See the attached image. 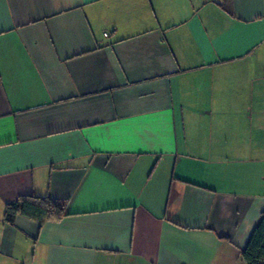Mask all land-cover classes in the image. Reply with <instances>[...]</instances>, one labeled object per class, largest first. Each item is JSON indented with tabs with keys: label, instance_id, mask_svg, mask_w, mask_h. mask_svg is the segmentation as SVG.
Listing matches in <instances>:
<instances>
[{
	"label": "crops",
	"instance_id": "obj_1",
	"mask_svg": "<svg viewBox=\"0 0 264 264\" xmlns=\"http://www.w3.org/2000/svg\"><path fill=\"white\" fill-rule=\"evenodd\" d=\"M261 213L264 0H0V264H246Z\"/></svg>",
	"mask_w": 264,
	"mask_h": 264
},
{
	"label": "trees",
	"instance_id": "obj_2",
	"mask_svg": "<svg viewBox=\"0 0 264 264\" xmlns=\"http://www.w3.org/2000/svg\"><path fill=\"white\" fill-rule=\"evenodd\" d=\"M65 215L64 201L52 199L48 195H27L6 204L3 220L12 225L17 216H23L37 222L41 227L45 221H57ZM241 256L246 264H264V213H261L241 250Z\"/></svg>",
	"mask_w": 264,
	"mask_h": 264
}]
</instances>
